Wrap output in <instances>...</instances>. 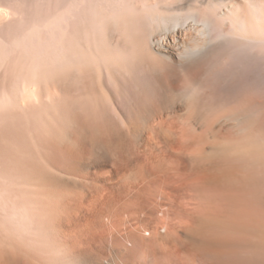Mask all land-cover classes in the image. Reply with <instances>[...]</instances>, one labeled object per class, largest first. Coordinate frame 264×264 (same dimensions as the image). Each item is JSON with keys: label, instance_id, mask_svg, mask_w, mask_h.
Returning <instances> with one entry per match:
<instances>
[{"label": "bare ground", "instance_id": "bare-ground-1", "mask_svg": "<svg viewBox=\"0 0 264 264\" xmlns=\"http://www.w3.org/2000/svg\"><path fill=\"white\" fill-rule=\"evenodd\" d=\"M8 16L21 50L45 26L31 44L50 65L39 105L0 113V188L17 207L34 204L29 180L66 218L155 211L103 231L111 264H264V0H0ZM23 67L13 79L36 84ZM96 190L112 200L87 203ZM45 212L29 214L36 229L56 223Z\"/></svg>", "mask_w": 264, "mask_h": 264}, {"label": "rangeland", "instance_id": "rangeland-1", "mask_svg": "<svg viewBox=\"0 0 264 264\" xmlns=\"http://www.w3.org/2000/svg\"><path fill=\"white\" fill-rule=\"evenodd\" d=\"M19 9L17 11L18 14H20V12L23 13V11L26 10L23 8L20 11ZM5 18L6 19L4 20V22L0 23V58L2 57L0 59V113L1 112L2 113H8V112H11L12 110H15V109L16 110L25 109V108H27L28 104L37 106L39 104H38V102H36L37 101L36 100L37 99L36 93L42 92V94L45 93L44 95L46 96V92H48V89H49V84H48L49 67H50V65H48L49 58H48V55L44 56L47 54V52L42 46H40L38 48L37 47L32 48L34 44H31L33 42L32 39L39 33L38 29L44 30L43 27L45 28V26L36 25V27H34L35 29L32 30L33 33H31L30 35L29 34L25 35L24 36L25 39H24V37H22L23 41L20 40V43L22 42L24 44L22 46H24V47L21 50L19 48L18 44L15 45V43H14V45H13V42L12 43L8 42L3 37L2 28L9 21V16L5 17ZM39 31H41V30H39ZM1 33H2V35H1ZM39 54L41 55V57ZM10 55H11V57H10ZM4 59H5V61H4ZM39 59H41L42 61ZM37 60L40 62H38ZM32 61L33 62L37 61L38 63L37 62L33 63ZM25 63H26V65H25ZM20 65H24L23 68L27 69V71L23 72L24 75H27V76L29 75V77H32L33 79L36 78V84L25 85L23 87V84H21L17 80L13 79V78L16 79L17 75L20 73V72L16 71V70H18ZM11 68H12V70H11ZM31 71H32V73H31ZM14 73H15V75H14ZM34 74H36V75H34ZM46 75H47V77H46ZM33 76H35V77H33ZM23 88H24V94L30 95V103H27L23 99H20L21 98L20 94L22 93ZM10 91H11V94H10ZM33 91H35V93H33ZM12 94H13V96H12ZM47 95H48V93H47ZM45 99L48 100L46 97H45ZM6 100H8V103ZM45 102H48V101H45ZM9 105H11V108ZM45 107L43 108L44 110L41 109L40 113L43 112L44 114L43 113H41V114L44 117L47 116L45 118L48 120L49 111H48L47 105H45ZM1 124H3V123H1ZM1 182H2V178L0 176V183ZM33 183H34V181L28 180V183L24 184L26 186L25 188L29 191V194L23 196L24 199H28L27 197L32 198L34 194L36 195V196L34 195V197H33L34 204L33 203L31 204L32 199H30L31 209L30 208L26 209L25 206L23 207L24 209L22 207H17L16 202H17L18 197L14 196V195H7V192L0 188V252L2 251V253H0V254H3L0 256L4 257V258H0V259L2 261L5 259L4 260L5 262L3 261V263L8 262L11 264H14V263L20 264L21 258H23V253H21L22 251L24 252L27 249L25 252H27V253L30 252L31 254H33V252H35V250L37 252L40 249L37 252V254L39 253L38 254L39 256L38 257L36 256L37 258H35V259L30 258V259H32V261L34 260L33 264H47V263L48 264H55V263L56 264L57 263H59V264H78V263L82 264L81 263L82 257L79 258V256L85 250H91L92 252H94L96 254V258H97L96 261L98 262V264H106L105 261H109V264H111L110 263V252L108 251V248L111 246L113 247L114 244L112 242L109 243L110 239H109V237H107V238L105 237V233L103 231H108V230L111 231L112 230V231L119 232L120 230L123 231V230L127 229L136 220L141 221V222H145L146 219H148V218H152V219L158 218V214L155 213V211L153 212L152 210H151V212H149L150 214H147V215L146 214L145 215L144 214L143 215L142 214H136L135 215L132 212L131 213L122 212L119 214L115 212V214H116L115 215L114 212L111 213V212L97 211V213L96 212L86 213L89 216L85 214L86 216L85 215H78V216H70V217L66 218L65 213H63L64 211H62V208L57 203L53 202L51 200V197L48 195L50 193L49 187L44 186V185L38 186L37 184H33ZM100 195H101V197H100ZM9 196H11V197H9ZM37 197H38V199H37ZM45 197L47 199L49 197V199L47 200ZM40 199H42L43 201ZM36 200H39V202H41V203H39V202L37 203ZM90 200L91 201H88L87 203L93 204L95 207V206L102 204L105 201H111L112 199L110 198V196L107 193H104L102 191L100 192V190H96L94 192L93 198H91ZM36 207H38V208H36ZM46 209H48V210H46ZM35 210L38 211L39 213L46 211L45 215L49 211H52V212L54 211L53 212V214H54V220L53 221L56 222V223L54 222L55 223L54 226L51 228V227H48L46 225V227L41 226L40 229H36L33 222H32L33 221L32 216L29 215V214H31V211L33 212ZM58 214L60 217L58 216ZM154 215H155V217H154ZM48 216H49V214H48ZM48 216H45V217H47L46 223L48 222L49 217H50V216L49 217ZM56 217H58V218H56ZM80 217H81V219H80ZM174 217H176V216H173L170 218L171 222L176 221L174 219H178L177 217L176 218H174ZM75 218H76V220H80V224L76 227L73 226V222L75 221ZM58 221H60V222H58ZM24 223H26V224H24ZM27 224H29V225H27ZM124 226H126V227H124ZM41 228H43V229H41ZM71 228H73V229H71ZM91 229H93V230L95 229L97 231L92 234L90 232ZM38 234H39V236H38ZM35 245L37 246V249L35 248L36 247ZM124 245L127 249L130 250V253L132 254V256H134V257L138 256L139 252L135 247H133L132 245H129L126 241L124 242ZM22 248L25 250H23ZM44 253H45V255H44ZM47 254H48V256H47ZM24 255L27 256L26 254H24ZM5 256H6V258H5ZM44 257H46V259ZM47 257H49L51 259L52 263L49 260V258H47ZM70 257H71V259H70ZM172 257L173 256H171L170 258H172ZM53 258H55V260H52ZM56 259H58V260H56ZM162 259H164V258H162ZM1 260H0V264L2 263ZM39 260H40V262H39ZM165 260L166 259H164V261ZM42 261L44 263H42ZM165 262H168V260H166Z\"/></svg>", "mask_w": 264, "mask_h": 264}]
</instances>
